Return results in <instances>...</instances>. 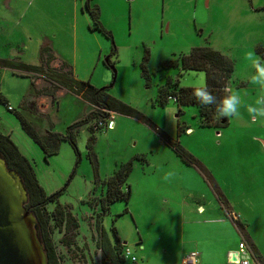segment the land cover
I'll return each instance as SVG.
<instances>
[{
    "label": "rangeland",
    "instance_id": "rangeland-1",
    "mask_svg": "<svg viewBox=\"0 0 264 264\" xmlns=\"http://www.w3.org/2000/svg\"><path fill=\"white\" fill-rule=\"evenodd\" d=\"M26 1L0 0V62L38 66L40 40L47 37L48 47L72 68L76 80L97 90L109 87L106 93L111 98L148 121L112 113L108 128L93 121L83 124L75 135V149L61 142L58 153L45 159L22 131L16 114L39 135L48 131L65 135L67 127L92 108L63 90L58 102L53 94L36 95L32 83L44 86L41 80L0 67V92L15 112L0 104V134L9 136L30 162L47 196L64 189L58 203L70 209L78 224L69 237L74 243L69 251L59 243L63 233L53 231L62 264H99L94 224L100 213L98 201L104 196V182L130 163V200L111 205L100 223L113 244L115 229L124 250L122 264H133V256L134 264H181L183 251L194 248L196 241L210 248L208 264H217L218 250L233 241V233L221 232V224L216 234L212 224L204 232L203 227L197 231L195 224L183 231V214L195 212L197 206L213 209L214 217L222 210L197 168L185 166L164 144L162 134L176 141L217 181L264 252V203L259 202L264 198V116L256 122L247 111L248 106L264 107V89L251 82L257 69L248 59L257 46L264 48V0H90L111 38L93 30L84 8L86 0H36L30 8ZM194 48L217 51L234 67L226 90L241 97V116L228 118V125L220 130L201 127L194 106L181 107L172 100L161 106L156 101L168 79L178 82L179 88L205 87L204 73L159 69L161 62L188 55ZM145 50L148 82L140 72ZM259 62L264 66L263 59ZM92 127L96 131L91 162L87 142ZM169 172L174 175L166 180ZM54 209L55 205L46 207L47 213Z\"/></svg>",
    "mask_w": 264,
    "mask_h": 264
},
{
    "label": "trees",
    "instance_id": "trees-1",
    "mask_svg": "<svg viewBox=\"0 0 264 264\" xmlns=\"http://www.w3.org/2000/svg\"><path fill=\"white\" fill-rule=\"evenodd\" d=\"M86 9L91 23L93 24V30H98L107 38H111L110 34L106 33L101 27L98 8H89L88 2H86ZM255 53L264 60V48L257 46L255 48ZM147 62L148 53L145 50L140 65V72L141 77L148 82L149 73L147 70ZM103 65L113 70L110 63L104 61ZM0 67H8L23 73L32 74L36 79L41 80L45 84L44 86L37 87L34 81L32 83L36 95L43 93L53 94L52 97L54 102H58L59 97L57 95L63 90L66 91V93L73 94L92 108L90 113L83 119L67 127L65 135L56 134L51 131L39 135L21 114H16L22 131L39 147L45 159L58 153L61 142H68L73 149H75V135L79 127L83 124L93 121L97 123L96 125L98 127L108 128L110 115L112 113L134 118L145 124L148 123L138 112L111 98L106 93L109 87L97 90L90 86L89 83L76 80L72 68L68 64L57 59L47 45L43 46L40 50L38 66L0 62ZM159 69L163 71L176 69L181 73H204L205 87L215 97V104H202L200 98L194 95L197 89L179 88L178 82L174 83L172 80L168 79L166 84L160 88L158 92L156 101L159 105L164 106V104L169 101L168 98H171L174 99L172 101L178 106L196 107L198 109L201 127H213L220 130L228 125L227 117H216L219 115L216 105L228 95L226 90L227 84L234 70L230 60L210 48H194L191 49L188 55H182L177 59L161 62ZM0 104L4 105L6 108L8 107L1 92ZM10 112L13 113L14 110ZM94 131L96 130L92 127L87 142V158L91 162L94 158L92 154L95 142ZM179 131L181 132L182 128L179 127ZM161 136L164 144L175 152L176 156L185 166H194L201 170V167L196 164L195 159L182 149L176 141L163 134ZM0 157L4 161L7 170L15 173L20 178L26 191L27 201L24 204V210L32 215L36 221L39 242L45 255L46 264H62V258L57 253L52 240L53 231L56 229L58 233H63V237L59 243L62 245V248L69 251L74 247V243L70 238H72L73 233L78 229L76 218L71 214L70 209L66 206L62 207L58 203V198L64 189H60L47 196L39 186L30 162L22 156L9 136L1 134ZM131 171V163L123 165L104 182V196L98 201L99 203L97 206L100 209V213L94 220L95 230L98 234L96 246L99 251V264H122L125 261L123 255L124 250L122 246H119L120 242L115 229H112V234L116 243L113 244L112 241L107 238L100 223L103 216L108 213L111 205L117 202H125L126 204L129 202L131 189L130 186L127 185V178ZM217 198L222 205L221 210L225 215V211L228 209V203L219 192H217ZM49 205H55L53 213H47L46 207ZM237 225L239 228H242L240 224L237 223Z\"/></svg>",
    "mask_w": 264,
    "mask_h": 264
},
{
    "label": "water",
    "instance_id": "water-1",
    "mask_svg": "<svg viewBox=\"0 0 264 264\" xmlns=\"http://www.w3.org/2000/svg\"><path fill=\"white\" fill-rule=\"evenodd\" d=\"M26 201L20 178L0 157V264H46L36 221L24 210Z\"/></svg>",
    "mask_w": 264,
    "mask_h": 264
},
{
    "label": "crops",
    "instance_id": "crops-1",
    "mask_svg": "<svg viewBox=\"0 0 264 264\" xmlns=\"http://www.w3.org/2000/svg\"><path fill=\"white\" fill-rule=\"evenodd\" d=\"M35 2H36V0H27L26 4H27L28 8H30ZM86 2H88L89 8H92V5L90 3V0L85 1L84 8H85V11L87 13L88 19L91 22L90 17H89L88 12H87V9H86ZM28 3H30V4L28 5ZM35 7H36V5H35ZM94 7H97V6H94ZM21 14H22V12H21ZM74 15H75V13H74ZM99 17H100V12H99ZM48 43L49 42L47 41V37L41 38V40H40L41 48L43 46L47 45ZM41 48H40V50H41ZM262 152L264 153V151H262ZM197 170L200 173V175L202 176V178L204 179V181L206 179V182L208 183L210 189L212 191H214L215 195L217 196V192H219L225 198L223 192L220 189L221 187L219 188L218 183H216L217 181L215 182L213 179L211 180L209 177L211 175L208 174L203 167H201V170H200V168H197ZM262 199L263 200H259L260 203H264V198L262 197ZM225 200L228 203L227 204L228 209L225 211V215L223 214V212H222V214H218L215 212L216 216L214 217L212 215L214 212L213 209H211V211H209V210H207V208H204L200 205L197 206L195 209L196 214H195V212H193V210L190 211L189 214H183V216H184L183 217V223H182L183 231L185 230L187 232L188 226L195 224L196 226L199 227L198 229H196L197 231H199L203 227L202 232H204L205 228H207L206 226L209 227L210 224H212L214 226L213 229L211 230V231H213L212 234H216V232L220 230V228H218V226L221 224V226L223 227V229H221V232H228V231L232 232L233 233L232 234L233 241L227 245H225L226 243L224 241L225 244L223 246V249L218 250L217 262H216L217 264H231L230 262H233L236 259V253L238 250V246L241 243L246 246L248 253L251 256H253V259L251 260L250 264H258V263L264 264L263 263V261H264V254L263 253L264 252H262V250L260 248L258 238L256 236H254L252 231H250L246 222L238 218L237 214L234 211V207L229 204L230 203L229 200L227 198H225ZM218 203H219V205L217 207L221 209L222 205L219 202V200H218ZM197 215H200L202 217L197 218ZM230 217H233V219H231ZM227 223L231 224L233 229H231ZM237 223L240 224L242 226V228H239ZM221 232H220V234H221ZM193 247L194 248H190V250H184L183 251L181 261H182L183 257L185 255H187L188 253L197 252L199 255V264H208L207 260L210 259V248L209 247L206 248V246L204 244H200L199 241H196Z\"/></svg>",
    "mask_w": 264,
    "mask_h": 264
},
{
    "label": "clouds",
    "instance_id": "clouds-1",
    "mask_svg": "<svg viewBox=\"0 0 264 264\" xmlns=\"http://www.w3.org/2000/svg\"><path fill=\"white\" fill-rule=\"evenodd\" d=\"M248 59L253 61V66L257 69V74L251 77V82L253 84L259 85L262 89H264V66L260 65V58L255 56L254 52L248 54ZM195 96L200 98V102L202 104H215V97L210 93V91L206 87L198 88L195 93ZM260 101L257 100V104ZM241 105V97L238 93L232 92L229 95H226L222 100H220L219 104L216 105L220 116L232 118L234 115L239 118L241 116L239 112V107ZM247 111L252 120L256 122L259 120L258 117L264 116V107H252L248 106ZM174 173L169 172L166 174L165 179H170ZM131 251V250H128ZM135 258L134 256L132 257Z\"/></svg>",
    "mask_w": 264,
    "mask_h": 264
},
{
    "label": "built area",
    "instance_id": "built-area-1",
    "mask_svg": "<svg viewBox=\"0 0 264 264\" xmlns=\"http://www.w3.org/2000/svg\"><path fill=\"white\" fill-rule=\"evenodd\" d=\"M169 100H174L171 98H168ZM8 111H12L13 109H11V107H7ZM111 122L108 124V127L110 126ZM128 251L126 253V255H128ZM125 254V253H124ZM253 259V256H251L248 251L247 248L244 244H240L238 246V250L236 253V259L233 262H230L231 264H250L251 260ZM131 262L134 264L135 258H131ZM181 264H199V255L197 252H190L187 255H185L181 261Z\"/></svg>",
    "mask_w": 264,
    "mask_h": 264
}]
</instances>
